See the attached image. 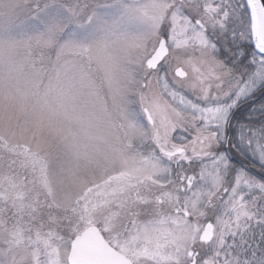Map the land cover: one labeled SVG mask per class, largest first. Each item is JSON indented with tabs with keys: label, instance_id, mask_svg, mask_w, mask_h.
<instances>
[{
	"label": "snow or ice",
	"instance_id": "6c2138e0",
	"mask_svg": "<svg viewBox=\"0 0 264 264\" xmlns=\"http://www.w3.org/2000/svg\"><path fill=\"white\" fill-rule=\"evenodd\" d=\"M0 264H264V0H0Z\"/></svg>",
	"mask_w": 264,
	"mask_h": 264
}]
</instances>
